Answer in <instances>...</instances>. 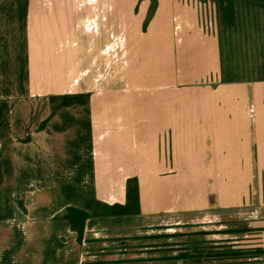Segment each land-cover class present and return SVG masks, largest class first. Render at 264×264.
<instances>
[{
    "label": "crops",
    "instance_id": "obj_1",
    "mask_svg": "<svg viewBox=\"0 0 264 264\" xmlns=\"http://www.w3.org/2000/svg\"><path fill=\"white\" fill-rule=\"evenodd\" d=\"M204 3L0 0V264H162L177 250L143 236L182 226L223 239L166 240L264 248L239 243L264 235V79L224 76ZM132 177L139 211L89 217L81 244L55 218L123 204Z\"/></svg>",
    "mask_w": 264,
    "mask_h": 264
},
{
    "label": "rangeland",
    "instance_id": "obj_2",
    "mask_svg": "<svg viewBox=\"0 0 264 264\" xmlns=\"http://www.w3.org/2000/svg\"><path fill=\"white\" fill-rule=\"evenodd\" d=\"M201 9L203 15L206 14L209 16V17L207 16L208 29H210V31L214 32V34L216 33L217 35L220 54L222 57V63H223L222 71H224V76L226 77L230 76V78H236V79H247V78H255V77L257 78L259 73H264V8L260 5H253L243 0L240 1L236 0L235 19L231 25H227L221 21L219 12L213 0L204 3ZM203 9L205 10L203 11ZM235 212H237V210ZM228 216L230 215L226 214V217ZM239 216L240 214H236V218L242 220L241 217ZM214 222L212 223V225L214 224ZM207 224H204L205 228H208ZM199 228L201 229L202 227L182 226L179 229L168 228L165 230L168 232L178 230L179 232L187 233L190 231H185V229H192L193 231ZM154 230H161V229L145 230V232H152ZM220 236L221 234L211 235L208 233L204 235L185 234L179 237H175V238L171 237L166 239L177 240L179 238H185V237L188 238L196 237L198 238L196 240H200L199 238H203V237L206 238V240L223 239ZM240 239L242 240L239 243L243 245L242 247H244L246 246L245 244H248V242H264V235L258 233H252L251 235L243 236L242 234ZM249 239H251V241H249ZM145 241L148 242V240ZM168 242H174V241H168ZM179 242L180 241L174 243L175 245L172 247L174 248V250L179 247ZM131 250H134L132 246L130 248V251ZM132 253L144 254V252H142L140 248H137L136 251ZM239 261L242 263L249 262L248 259L235 260V262H239ZM224 262L225 261H215V262L210 261L207 263L225 264ZM252 264H256V263H252ZM257 264H264V263H257Z\"/></svg>",
    "mask_w": 264,
    "mask_h": 264
},
{
    "label": "trees",
    "instance_id": "obj_3",
    "mask_svg": "<svg viewBox=\"0 0 264 264\" xmlns=\"http://www.w3.org/2000/svg\"><path fill=\"white\" fill-rule=\"evenodd\" d=\"M201 1H211V0H201ZM216 8L219 12L221 21L227 25H231L234 22L235 19V3L236 0H213ZM240 1V0H238ZM247 3L253 4V5H260L264 8V2H253L252 0H243ZM154 1H152L151 4V10L154 9ZM257 79H264V73H259L257 76ZM69 98L66 99V101L62 104H57L52 106L51 113H53L57 107L60 105L66 104V103H73L78 102L79 100L73 98L74 96L70 95ZM99 204L96 202L93 210L87 211L85 209H82L77 206L73 205H67L65 206L63 212L59 214L58 216H55V218H62L65 219L71 230H73L76 233V241L78 243H82L84 240H88L84 237V228H85V221L89 217L97 216V215H109V214H130V213H137L139 211V196H138V187L136 178H128L126 181V198L125 202L123 204L114 203L111 205L105 204V207L101 209L98 207ZM104 210V211H103ZM251 228H243L235 231H249ZM253 229V228H252ZM260 228H255V230H259ZM208 233V231L205 230H195L193 232H172V233H154L149 235H144L143 238L146 239H154L155 243H151L152 245H155V250H160L162 253L170 252L174 248H172L176 242H168L166 240V237H179L181 235H189V234H195V235H204ZM198 238H195L196 240ZM200 239V238H199ZM206 241L204 238H201L200 240H196V242ZM188 241L182 240L179 242V247L176 249V254L173 255H161L159 258L162 261V264H175L173 262H168L169 260H179L180 262L176 264H201L200 258L206 260L212 261H225V264H245L242 262H235V260L245 254H252V255H258L260 253H264V248L262 247H255L252 252H247L244 249L235 250L232 248H225L218 250L215 246L212 248H208L205 252L201 251L202 247H205L201 244H197L194 246L186 245L185 243ZM173 243V244H172ZM172 245V246H171ZM192 250H195L192 251ZM190 259H197L194 260V262H190ZM227 259V260H225ZM165 262V263H164ZM247 264V263H246Z\"/></svg>",
    "mask_w": 264,
    "mask_h": 264
},
{
    "label": "water",
    "instance_id": "obj_4",
    "mask_svg": "<svg viewBox=\"0 0 264 264\" xmlns=\"http://www.w3.org/2000/svg\"><path fill=\"white\" fill-rule=\"evenodd\" d=\"M253 2H264V0H252Z\"/></svg>",
    "mask_w": 264,
    "mask_h": 264
}]
</instances>
